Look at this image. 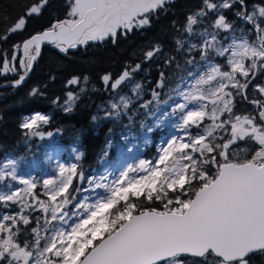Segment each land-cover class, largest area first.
Masks as SVG:
<instances>
[{
    "label": "snow or ice",
    "instance_id": "1",
    "mask_svg": "<svg viewBox=\"0 0 264 264\" xmlns=\"http://www.w3.org/2000/svg\"><path fill=\"white\" fill-rule=\"evenodd\" d=\"M163 2L67 0L65 18L32 35L22 46L16 45L11 62L6 59L2 71L16 73L17 54H21L19 69L22 74L15 81L18 86L40 57L42 45H52L68 54L70 50L102 43L109 38L115 43L118 33L126 35L133 29L149 26L148 13ZM48 4L49 0H32L24 5L23 14L8 29L9 33L25 29L28 20L40 16ZM235 4L240 5L236 15L253 25L258 46L245 39L237 45L240 51L231 50L226 60L229 71L214 68L213 78H227L230 73L237 72L247 78L250 73L245 64L257 68V62L264 61V25L261 23L264 5H255L248 12L245 0H223L221 7L230 9ZM215 8V4H209L210 10ZM225 19L221 14L216 24H223L227 30L230 25L224 23ZM0 38L7 39V36ZM160 51L162 48L155 46L146 52L145 59L151 60ZM139 68L137 64L132 71ZM130 76V71H123L111 87L117 88ZM110 79L107 74L102 77L105 85ZM254 79L255 75L243 85L239 81L222 84L212 94L213 98H205L207 102L199 108L187 111L179 127L190 129L203 125L201 133L192 135L188 132L187 142L172 140L158 157V165L141 161L137 168L128 169L122 174L123 182L118 181L112 187L113 196L91 205L86 218H81L70 232L61 231L54 235L51 244L41 253L29 250L19 241L21 228H28L31 235H36L37 218L48 215L46 201L52 202L53 221L63 214L60 202L70 199V194H62L68 193L73 176L77 175V165H72L71 169L61 167L60 179L43 181V194L47 199H41L35 191L38 182L16 178L15 173L5 176L4 173L10 170L11 158L0 162V183L10 180L23 186L13 190L12 184L8 183L12 190L0 191V206L5 209H11L13 205L17 207L15 212L0 215V264H183L179 258L184 255L204 258L205 261L212 256L213 264H249L251 253H264V84L253 86V90L260 94L259 99H249L247 92ZM67 83L77 85L79 78L74 77ZM238 88L242 91L237 95L248 99L258 109L255 114L234 113L236 95L229 89ZM38 91L34 88L30 94H38ZM66 96L67 100L75 99L72 92ZM209 103L214 105L211 111L207 108ZM111 107L117 105L112 103ZM178 108L186 110L183 104ZM205 120L209 123L204 124ZM49 123V117L37 114L24 121L21 128L32 130L39 124ZM31 135L40 137L42 132L32 131ZM52 135L47 132L48 137ZM240 141H251L257 146L255 150L243 149L244 153L251 152V155L242 159L239 158L241 149L237 147ZM133 171L143 175L129 178ZM79 178L84 179L82 173ZM129 187L132 190L125 192ZM130 195L135 198L143 196L148 206L138 207L135 200L129 199ZM57 197H61L59 203ZM157 202L159 207L151 206ZM117 205L123 207L113 214L111 210ZM36 244L40 242L36 241Z\"/></svg>",
    "mask_w": 264,
    "mask_h": 264
},
{
    "label": "trees",
    "instance_id": "2",
    "mask_svg": "<svg viewBox=\"0 0 264 264\" xmlns=\"http://www.w3.org/2000/svg\"><path fill=\"white\" fill-rule=\"evenodd\" d=\"M31 2L32 0H0V37L7 36V39L0 38V84L18 80L22 74L18 61L15 62L16 73L2 71L5 60L11 62L14 47L18 44L22 46L35 33L64 19L68 10L67 0H49L42 14L30 18L25 29L9 33L8 29L23 14V6ZM222 3L223 0H207V3L205 0H164L153 12L148 13L149 26L133 29L126 35L118 33L115 43L109 38L102 43H90L86 47L70 50L67 54L70 58L54 46L45 45L36 61L34 72L27 81L21 86L0 87V162L8 156L15 159L42 156L38 154L49 144V140L34 137L29 130L21 128L25 116L41 112L49 117L50 123L40 124V128L46 133L50 131L55 134L51 141L61 146L62 155L69 156L70 146H75L79 151V155L75 157L77 175L91 174L99 167L101 157L117 147L120 134L130 124L136 125L142 120V116L136 118V115L134 122H130L125 114L120 116L121 120L106 116L108 111H112L111 103L118 96L117 88H112L111 84L123 71H130L131 76L120 86L121 95H131L130 86L136 84L142 94L139 102L143 101V97L151 98V94L156 91L163 98L167 93L166 88L183 76L185 70L200 57L201 46H207L211 51L210 44L213 47L218 42L226 44L232 36L257 42L253 25L236 15L240 5L224 9L221 7ZM209 4H215L216 8L210 10ZM245 4L247 11L251 12L253 6L264 5V0H245ZM221 14L226 17L224 23L230 25L227 30L224 25L219 27L216 24ZM261 23L264 25V20ZM215 30L217 32L213 34ZM208 35L211 38L214 35L215 41L204 39ZM157 45L162 51L155 53L151 60H146V52ZM224 58L226 55L222 60H216L220 61L223 71H228ZM137 64L140 68L133 72ZM257 65L256 71L252 68L249 77L243 82L244 84L255 75L247 92L249 99H259L260 94L253 90V86L264 84V67H261L264 61L257 62ZM106 74L111 77L108 85L102 80ZM74 77L79 78V83L69 85L67 82ZM34 88L39 90L38 94H30ZM81 88L84 89L83 92L80 91ZM239 91L234 92V113L255 114L258 109L248 99L237 95ZM68 92H72L75 99L67 100ZM138 101L133 103L131 110L136 109L137 113H141ZM157 134V130L152 131L153 141L144 152L147 157L151 158L156 153ZM237 147L241 149L239 158L242 159L251 155V152L244 153L243 149L255 150L257 146L251 141H240ZM76 181L77 176L73 178L71 188ZM39 189L40 185L35 190L37 194H40ZM129 199L135 200L138 207L148 206L143 196L135 198L130 195ZM120 206L111 210L114 211L113 214L121 211ZM151 206L159 207V202ZM18 239L22 244L29 245L34 236L29 233L28 228L22 227ZM179 259L183 264H213L212 256L207 261L186 255ZM248 260L249 264H264V253L255 252Z\"/></svg>",
    "mask_w": 264,
    "mask_h": 264
},
{
    "label": "rangeland",
    "instance_id": "3",
    "mask_svg": "<svg viewBox=\"0 0 264 264\" xmlns=\"http://www.w3.org/2000/svg\"><path fill=\"white\" fill-rule=\"evenodd\" d=\"M223 24L219 25L222 27ZM215 30L213 32L216 33ZM204 39L215 41L216 37L213 35L206 36ZM246 38L232 36L228 39L226 44H216L214 47L210 44V49L207 46H201L200 57L189 66L188 69L183 73L184 75L174 80L172 85L166 88L167 93L165 97L161 98L160 92L156 91L151 94V98H144L143 101L139 102L138 99L142 94L137 85L130 86L131 95H121L120 86L117 87L118 96L116 100L112 103L117 105L116 108H112V111L106 113L107 117L115 118L116 120H121L120 116L125 114L130 122H134V117L140 118L142 120L136 123V125L130 124V126L120 134L119 143L113 152L105 153L101 157L100 165L96 170H93L89 175H83V180L77 176L76 184L73 188L69 186L68 193L62 195L70 194V199L65 198L61 200V197H57V202L60 200V208L63 214L57 217L54 221L52 220V209L53 205L51 201H46L48 205V215L45 217L38 218L37 232L34 236L32 243L27 245L29 250L36 253H41L44 249L49 246L52 242L53 236L60 233L61 231L70 232L73 227L79 222L81 218H86L88 215L91 205H95L98 201H107L109 197L113 196L111 191L112 187H115L117 182H123L122 174L130 168H137L141 161H147L149 165H158V157L163 154V149L167 145L176 139H181L187 142V133L191 132L192 135L201 133L203 131V125L201 128L192 127L190 129H182L179 126L183 123V118L187 115V111H191L200 107L204 104L205 98H213L212 94L220 89V86L225 83H233L239 81L243 85L244 79L240 76V73H230L229 77L215 76L212 69L219 67L223 71L220 61L216 60L222 58L226 55L223 61L230 57L231 50L237 48ZM250 42V41H249ZM254 43V42H250ZM258 46V42H255ZM226 49L228 51L226 52ZM221 53H225L221 55ZM21 59V54H17L16 61L19 62ZM236 59V58H233ZM229 68V65L226 64ZM11 66V63H10ZM16 67V64H15ZM245 69L251 73V64L246 63ZM229 71V69H228ZM234 76L235 79H231ZM229 89L234 92L240 90ZM140 92V93H139ZM223 93L221 92V95ZM139 103L141 106L140 112L137 110H131V106L134 102ZM128 102V107L125 109L124 103ZM111 103V104H112ZM185 105L186 110L178 108V105ZM214 107L212 104H208L207 108L209 111ZM132 111V112H130ZM43 114L41 112H34L24 117L23 122L30 117ZM44 115V114H43ZM209 121L205 120L204 124H208ZM41 131L42 135L39 137L46 138L49 140V144L39 152L40 157H31L26 159H15L14 157H5L1 162H6L9 160L10 170L4 173L5 176H12L15 173L16 178H24L30 181L38 182L40 185L39 193L41 199H47L43 194L42 182L49 179H60L61 167L71 169L72 165L75 164L76 156L79 155V151L75 146H70L69 156L64 157L62 155L61 146L54 144L51 140L54 138L55 134L51 137L47 136V133L40 128L29 130ZM158 131L155 151L156 153L150 158L145 156L144 152L146 148L152 143L153 136L152 131ZM175 155V153H173ZM143 173H138L133 171L129 173V178H139ZM93 182V183H92ZM8 183L12 184L13 190H18L23 187L19 185L18 182H11L6 180L0 183V191L10 192L12 189L9 188ZM107 185L104 186H97ZM125 186H127L125 184ZM132 189L129 187L125 189V192H130ZM17 207L13 205L11 209H5L0 206V215L6 212H15ZM82 214V215H81ZM37 215H42L37 213ZM36 241L40 244L37 245Z\"/></svg>",
    "mask_w": 264,
    "mask_h": 264
},
{
    "label": "water",
    "instance_id": "4",
    "mask_svg": "<svg viewBox=\"0 0 264 264\" xmlns=\"http://www.w3.org/2000/svg\"><path fill=\"white\" fill-rule=\"evenodd\" d=\"M46 30V29H45ZM39 33V32H38ZM35 34H37V33H35ZM45 45H49V44H44V45H42V50H43V47L45 46ZM81 47H86V46H81ZM42 50H41V53H42ZM67 58H70L67 54H64ZM35 65H36V62H34V65H33V67H32V69H31V71L28 73V75H27V77L25 78V80L21 83V84H19L18 86H21L25 81H27L29 78H30V76L32 75V73L34 72V69H35ZM255 71H256V68H255ZM16 81V80H15ZM15 81H11V82H8V83H4V84H0V87H3V86H15ZM251 254H253V253H251ZM250 254V255H251ZM249 255V256H250ZM186 256H191V255H186Z\"/></svg>",
    "mask_w": 264,
    "mask_h": 264
},
{
    "label": "clouds",
    "instance_id": "5",
    "mask_svg": "<svg viewBox=\"0 0 264 264\" xmlns=\"http://www.w3.org/2000/svg\"><path fill=\"white\" fill-rule=\"evenodd\" d=\"M125 105H127V106H125ZM124 107H125V109L128 107V102L124 103Z\"/></svg>",
    "mask_w": 264,
    "mask_h": 264
}]
</instances>
